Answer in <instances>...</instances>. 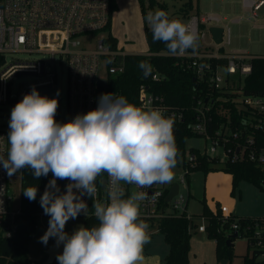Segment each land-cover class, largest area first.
<instances>
[{"label":"built area","instance_id":"2783aa9c","mask_svg":"<svg viewBox=\"0 0 264 264\" xmlns=\"http://www.w3.org/2000/svg\"><path fill=\"white\" fill-rule=\"evenodd\" d=\"M242 6L248 10L253 28L264 29V22L257 26L259 11L264 7V0H242ZM110 0H0V104H16L23 96L35 87L37 91L55 89L58 91V73L56 65L63 64L67 71V110L63 123L73 119L77 114H86L98 107V83L106 79L108 86L105 93L118 92L109 89V79L124 72V57L128 53L118 44L112 48L108 40L109 32L105 30L111 20ZM244 15L226 19L211 13L203 16H193L187 23L198 33V42L204 41L205 32H201L200 24L219 25L223 28L222 42H214L213 49H204L196 56L188 54L181 56L188 61L187 70H192L197 78L212 92L229 93L230 101L238 108L249 111L248 119H244V128L240 132H232L230 118L213 133L209 131L212 121L211 111L216 107L220 97L208 95L205 100L198 99L193 106V121L188 123L189 129L199 139L198 151L209 158L219 157L221 161L232 159L250 160L264 169V141L257 144L253 132L264 130V93L246 95L243 90V80L252 73V61L264 59V55H255L246 50L227 51L226 47L232 40L231 23L239 24ZM228 21L224 23V21ZM41 54V58L29 59L16 57L17 54ZM149 55V52H145ZM7 55H11L8 59ZM121 58V61H119ZM224 73H221V70ZM23 74L33 75L34 80L26 82L18 94L12 92L14 79ZM152 78L158 80L157 73ZM53 94V93H51ZM225 104V102H224ZM137 106L145 109H158L166 117L174 120L175 126L184 122L185 111L169 108L161 96L154 94L148 86L141 84L138 92ZM8 131L0 129V155L7 158ZM235 139L234 142H231ZM194 147L192 138L187 141L184 155V174L181 176L178 193L169 201L165 197L169 188L163 184H154L150 188L136 189L134 185L124 184L126 195L133 190L148 193L146 200L141 202V219L159 220L169 214H186L192 219L193 214L187 211L189 198L180 190V184L187 182L186 174L199 164L198 155L191 151ZM52 174V173H51ZM21 178V171L12 175ZM6 170L0 165V230L4 237L16 235L22 222L21 205L11 206L14 187ZM53 178V175H52ZM105 185L103 186V181ZM109 178L105 174L97 183L96 199L107 201V184ZM70 181L57 179L60 193L66 191ZM123 183V182H122ZM264 191V181L261 182ZM75 191V190H74ZM83 199L88 205L89 216L92 209V198L85 195ZM166 202L164 206L162 200ZM221 213L224 209L220 206ZM38 216H48L43 209ZM229 217V215H223ZM78 217L85 218L83 212ZM264 221V216L261 218ZM233 229L238 231V225L233 223ZM253 238L254 247H264V229L256 224ZM246 230H249L247 228ZM197 231L206 232V220L203 217ZM261 258H264L262 254Z\"/></svg>","mask_w":264,"mask_h":264},{"label":"clouds","instance_id":"9594fccd","mask_svg":"<svg viewBox=\"0 0 264 264\" xmlns=\"http://www.w3.org/2000/svg\"><path fill=\"white\" fill-rule=\"evenodd\" d=\"M146 21L153 42H163L170 56H184L189 49L190 55L198 54V33L188 23L169 19L164 10L149 12ZM137 67L144 78L154 72L145 60ZM58 106L57 98L41 96L35 87L23 96L11 110L7 158L0 155V165L9 176L26 168L34 178L52 173L40 197L50 217L40 240L47 245L55 238L57 246L63 244L58 264H142L150 226L141 219L140 207L148 193L126 195L123 185L146 189L173 180L178 162L174 120L114 93H102L96 109L66 123L55 119ZM104 173L109 178L107 201L101 202L97 180ZM57 179L70 181L62 194ZM23 194L34 201L37 187L29 186ZM85 195L93 200L91 215L98 224L80 226L69 235V219L82 212L89 217Z\"/></svg>","mask_w":264,"mask_h":264},{"label":"trees","instance_id":"16d2710c","mask_svg":"<svg viewBox=\"0 0 264 264\" xmlns=\"http://www.w3.org/2000/svg\"><path fill=\"white\" fill-rule=\"evenodd\" d=\"M139 3L145 25L144 31L148 52L150 54L128 53L125 55V70L119 75L110 77L109 89L118 92L119 95L126 96L129 102L137 104L140 85L145 84L154 94L161 96L169 108L184 110V122H181L174 128L178 157H184L187 141L198 136L188 127V123L193 121V106L198 99L202 98L205 100L212 93L213 97H220V99L216 103V107L211 111L212 121L209 125V131L213 133L216 129L222 128L221 125L228 122L227 117L229 116L230 123L228 126L230 125L231 131L240 132L244 128V119H248L249 111L238 108L232 102L224 100H231L232 94L210 91L192 70L186 69L185 64L188 61L186 58L170 56L163 42H153L152 31L146 21L147 14L156 10H164L166 12L167 4L158 0H139ZM183 5V17L189 19L191 11L194 9V2L193 0H186ZM110 10L112 18L114 11L117 10L116 0H110ZM169 19H173V17L169 16ZM203 28L204 25L200 24V29ZM105 30L109 32L108 40L111 47L116 48L118 40L111 33V20ZM188 51H191V49ZM142 60L148 61L153 65V74L157 73L159 75L160 78L158 80L152 78L153 74L147 78L143 77L142 71L137 67L138 62ZM242 85L246 95L264 93V59L258 58L252 61V73L243 80ZM253 134L255 135L257 144L258 142L261 144L264 141V130H257ZM234 141L235 139H232L231 142ZM191 151L198 155L199 160L198 166L192 170H200L205 175L210 171H223L232 175V194L236 193L240 183L243 181L254 184L262 191L261 182L264 181V169L250 160L232 161L229 158L221 161L219 157L209 158L202 156L195 147ZM105 174H102L98 178L97 183H99ZM186 176L188 180L189 174L187 173ZM51 179V172L46 177L34 178L29 169L21 170L20 205L23 212L22 222L18 227L16 235L11 238L4 237L0 230V264H32L29 250L32 234L35 232L39 218L38 213L43 209L40 205V197L43 195L45 187ZM29 186L37 187V197L34 201H29L23 194L24 189ZM201 203L203 206L201 214L198 216L193 214L192 219L187 218L185 213L181 215L169 214L155 221L143 219L150 226L149 232L156 227L163 235L164 242L169 246V252L161 264H189L190 240L197 231V220L201 219V216L206 220L207 236L216 241L218 262L225 257L228 258L224 254V247L227 245V240L236 232L232 226L233 223H236L238 225V237L246 235L248 245L252 248V254L244 256L243 264H264V258H261L262 254H264V247H254L253 238L251 237L256 230V224L260 225V229H264L262 217L251 218L234 215L225 217L221 213L218 203L215 211L209 207L205 197L201 199ZM162 204L166 205L164 199L162 200ZM97 224L98 221L94 216L83 218L82 226L92 227ZM247 228L249 230H246ZM235 239L232 238V242Z\"/></svg>","mask_w":264,"mask_h":264},{"label":"rangeland","instance_id":"374dc122","mask_svg":"<svg viewBox=\"0 0 264 264\" xmlns=\"http://www.w3.org/2000/svg\"><path fill=\"white\" fill-rule=\"evenodd\" d=\"M167 4L166 13L173 17V19H186L183 17V4L186 0H158ZM238 12L241 11L242 0H233ZM118 9L113 13L111 19V27L113 34L117 37L118 46L127 53H143L148 51V45L144 31V20L141 13L139 0H117ZM194 9L197 10V5L200 4V12L207 14L215 12L217 9L211 4L219 3L220 0H193ZM158 9V7H156ZM178 17V18H177ZM190 19V18H189ZM259 22H264V7L259 11ZM232 32V42L229 48L236 47L246 48L252 54L264 55V29H257L252 27V23L242 21L239 24H229ZM211 36L207 33V39ZM8 59L11 55H7ZM16 57L37 59L41 58V54H17ZM58 73V91L53 94L46 95L48 98L58 99V109L56 114V121L65 118L67 110V71L63 64L56 65ZM224 73V70H221ZM35 77L29 74L19 75L14 79L12 92L18 94L21 87L29 81L34 80ZM17 104V103H16ZM16 104L5 103L0 104V129L3 131H10L9 121L11 110ZM63 123V122H59ZM177 165L174 169V178L170 183L163 184L166 188L174 182L180 181L184 174V157L177 158ZM220 172V173H217ZM223 171H210L206 175L200 170H192L189 173L188 180L185 184H180L181 193L188 198L187 211L195 216L202 212L201 199L206 197L207 202L217 209L216 205H220L224 211L223 215L232 216L231 213L238 216H245L251 218H258L264 216V191H260L254 184L247 181L240 183L239 188L235 194L231 193L226 182L223 179ZM229 174V173H227ZM231 175V174H230ZM13 182L14 195L11 206H20L21 196V178L19 176H11ZM207 193V194H206ZM213 194V197L210 194ZM213 199V200H212ZM208 204V205H209ZM210 207V206H209ZM211 208V207H210ZM212 209V208H211ZM214 210V209H213ZM214 210V211H215ZM203 218V216H201ZM201 218V219H202ZM49 216H41L37 220L35 232L32 234L30 242L29 255L32 259V264H47L48 249L55 244V238H50L47 245L43 244L40 238L48 229ZM201 219L197 220V224L201 223ZM83 225V218L69 219L65 226V232L69 235ZM150 234V241L144 246L142 264H156L157 257H162L167 247L163 241L162 234L155 227ZM190 258L189 264H243L245 255L252 254V248L248 245L247 236L240 235L233 241L232 246L226 245L224 247V254L228 258H223L218 262L216 256V246L214 239L207 236L206 232L196 231L190 240ZM49 264H58L56 258Z\"/></svg>","mask_w":264,"mask_h":264},{"label":"crops","instance_id":"0c3cea01","mask_svg":"<svg viewBox=\"0 0 264 264\" xmlns=\"http://www.w3.org/2000/svg\"><path fill=\"white\" fill-rule=\"evenodd\" d=\"M116 4H117V9H118V2L116 0ZM212 6H214V8H216L217 10L215 12H209L211 14H214V15H219V16H222L226 19H229L231 17H235V16H242L244 15V17H246L245 19H243L242 21H248V22H251L252 23V27H254V23L249 19V12L247 9H245L243 6H241V11L238 12V9L236 8V5L234 3L233 0H220L219 3H213L211 4ZM117 10H115L114 12H116ZM208 14V13H207ZM204 14L202 12H200V4L197 5V10L196 11H191V17L190 19L193 17V16H203ZM178 18V17H177ZM112 19V18H111ZM179 19V18H178ZM190 19H179V20H182L184 22H188ZM228 21H224V23H226ZM263 23L262 22H257V26H261ZM213 26V25H204V28L201 29V32H205V39L204 41L200 40L198 42V50L197 52H201L203 51L204 49H213V45H214V40H213V37H212V34L210 32V27ZM215 26V25H214ZM219 26V25H217ZM221 27V26H220ZM257 29H260V28H257ZM111 33L113 34V31H112V27H111ZM207 33L210 34L211 38L210 40L207 39ZM113 36H115L113 34ZM116 37V36H115ZM117 38V37H116ZM232 42V40H231ZM231 45V43H230ZM227 46L226 47V50L227 51H234V50H246V48H242V47H236V48H229L230 47ZM247 51V50H246ZM148 52V51H146ZM145 52L141 53V54H144ZM189 53H191V51H189ZM129 54H139V53H129ZM255 55H258V54H255ZM217 173H220V172H217ZM223 175V179L224 181L226 182V185L228 186L229 190L232 189V175L230 174H227V173H222ZM207 194V193H206ZM210 196L213 197V194L211 193ZM206 198V197H205ZM213 200V199H212ZM207 201V200H206ZM208 203V202H207ZM209 204V203H208ZM209 206L215 210L214 207H212L210 204ZM232 215L234 216H238V215H235L233 213H231ZM242 217H245V216H242ZM163 237V235H162ZM163 241H164V237H163ZM165 243V242H164ZM214 243H215V246H216V241L214 240ZM165 246L167 247L165 253L163 254L162 257H157L158 259L156 260V264H161L166 255L168 254L169 252V246L165 243ZM189 258H190V253H189Z\"/></svg>","mask_w":264,"mask_h":264},{"label":"water","instance_id":"95a60500","mask_svg":"<svg viewBox=\"0 0 264 264\" xmlns=\"http://www.w3.org/2000/svg\"><path fill=\"white\" fill-rule=\"evenodd\" d=\"M210 32L212 34V37H213V40L215 43L217 44H220L222 42V33H223V28L220 27V26H211L210 27ZM121 61V58H119V61ZM108 86V82L106 79H101L99 80V83H98V94H97V99L99 98V96L102 94V93H105V89L107 88ZM39 94L41 96H46V95H49L51 93H54L55 92V89H50V90H42V91H38ZM262 94V93H261ZM58 123L59 122H63V120H59L57 121ZM174 126H175V123H174ZM192 143L194 145V147L196 149H198L199 147V139L198 138H192ZM105 185V180L103 181V186ZM179 191V184L174 182L172 184V186L169 188L168 190V193L165 197V201L166 202H169ZM238 237V232H234L231 237L227 240V245L228 246H232L233 245V242H232V238H237ZM63 252V244H60L59 246H57V244H53L49 247L48 249V261L46 262L47 264L53 262L54 258H56L59 254H62ZM226 261L225 260H222V264H225Z\"/></svg>","mask_w":264,"mask_h":264}]
</instances>
